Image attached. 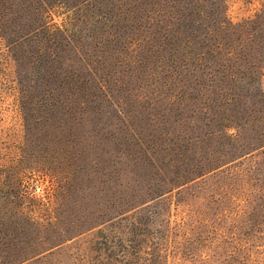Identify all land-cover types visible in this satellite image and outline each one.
<instances>
[{"label":"rangeland","instance_id":"374dc122","mask_svg":"<svg viewBox=\"0 0 264 264\" xmlns=\"http://www.w3.org/2000/svg\"><path fill=\"white\" fill-rule=\"evenodd\" d=\"M183 1L220 6L211 19L230 26L264 22V0L157 3ZM116 3L1 8L0 264H264V123L238 129L222 121L225 106L200 110L217 95L166 85L154 71L167 64L161 37L190 25L152 15L138 28ZM93 77L106 90L85 112L19 109L18 80L36 103L43 86Z\"/></svg>","mask_w":264,"mask_h":264},{"label":"trees","instance_id":"16d2710c","mask_svg":"<svg viewBox=\"0 0 264 264\" xmlns=\"http://www.w3.org/2000/svg\"><path fill=\"white\" fill-rule=\"evenodd\" d=\"M7 1L0 2L2 27L8 25V18L1 10ZM92 1L76 0V6H92ZM115 1L117 3L113 7L117 13H123L127 9L136 11L138 28L150 24L152 15L154 19L163 16L175 20L179 17L190 25L187 32L174 35L170 32L161 37V43L167 46L165 51L167 64L160 62L154 71H161L160 76L167 82L166 85H192L197 88L196 92L217 95L214 100H204L200 110L211 109V106L217 103L218 109L224 111L225 106V109L230 111L222 121L238 129L244 126L252 127L250 125L257 121L264 123V97L259 89L260 77L264 73V34L258 32L264 22L262 19L259 20V16L244 22L241 26H230L224 21L225 19L222 21L211 19L213 14L219 15L220 6H205L197 1L177 3V5L181 4L180 6L170 2L158 4L157 0ZM128 1L131 4H128ZM142 17L147 18L145 24L140 21ZM99 18L108 21L111 16L107 12ZM41 27L43 28V25ZM90 39L97 41V36ZM148 40L146 37L145 42L147 43ZM162 65L164 68L161 70ZM87 73L90 76L95 74L91 66H87ZM150 76L148 74L147 77ZM93 82L84 85L62 83L52 87L43 86L40 88L43 91L41 100L34 103L31 90H27L18 80L19 109L28 118L37 115L41 110L51 112L62 109L64 113L75 110L85 112L87 97L91 98L106 90L104 80L98 81L93 77ZM241 88H245L244 96L240 94ZM235 106H239L236 112H234ZM256 143L264 146V127L258 129ZM1 263L10 264L5 261Z\"/></svg>","mask_w":264,"mask_h":264}]
</instances>
